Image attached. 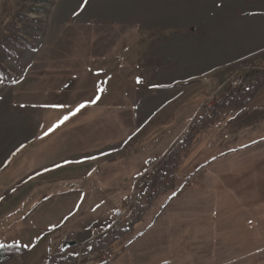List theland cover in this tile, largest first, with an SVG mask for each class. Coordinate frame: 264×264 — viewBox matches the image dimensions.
Here are the masks:
<instances>
[{"label":"rangeland","instance_id":"1","mask_svg":"<svg viewBox=\"0 0 264 264\" xmlns=\"http://www.w3.org/2000/svg\"><path fill=\"white\" fill-rule=\"evenodd\" d=\"M262 57L264 0H0V246L17 251L0 264H264V85L200 133L178 173L212 159L182 191L140 200L147 160ZM81 85L73 102L122 115L98 134L107 142L21 149L36 101L64 104L56 95ZM212 183L234 197L217 224L191 192Z\"/></svg>","mask_w":264,"mask_h":264},{"label":"crops","instance_id":"2","mask_svg":"<svg viewBox=\"0 0 264 264\" xmlns=\"http://www.w3.org/2000/svg\"><path fill=\"white\" fill-rule=\"evenodd\" d=\"M84 64H86V61H84L81 65H84ZM96 72L97 71H95V72L93 71L92 73H96ZM89 75H90V72H88V70L84 69V72L82 71L80 73V76H77L78 77L77 79L82 77V78H84V80H87L90 77ZM69 80H71V78ZM86 87L87 86L81 85L80 88H75V87L72 88L75 90L74 92L68 93V91H65V92H63L64 93L63 95L62 94L56 95V96H59L60 98H63L65 96L68 98V96H71L69 102L66 101L64 104H61V105L56 104L58 102H52V100H50V101L53 104H51L49 100H48L49 102L47 103L44 101V99L43 100L38 99V101H36L37 104H35L31 110L34 113V115H36L35 119L38 120V123L33 122V124L36 125L37 127H36V129H34L29 124L24 125L23 127L21 126L22 128H24L23 135H21V143L19 144V145H21V149H22V146L31 142V143H34L36 146L34 149L35 155H33V156L39 157L43 154L45 156V155L50 154V151L48 152V150H49L48 148H51L52 146L54 147L55 145H58L60 141L62 144L67 145L69 142H71L73 140L71 142L73 144H71V146H69L70 152L68 154L70 155V154L75 153V154L83 155V154H86V151L88 150V148L91 144L100 145V144L106 143L107 142L106 140L100 141V139L97 138L98 134L101 133L103 130H105L106 121H116L117 122V119H118L119 122H122V120H120V119H122V115L116 114V113H118L117 112L118 110H116L115 112L111 113V114H113L112 117H108V116H106L105 110L103 108H101L100 106L91 108L88 105V101H86V103H85L84 100H79L77 102H75V101L73 102L72 101L73 95L78 94V93H80V94L86 93V92H84ZM40 90L42 93L43 90L41 87H40ZM99 92H100V89L98 88L96 90V93L99 95ZM81 104H83L84 107L80 108L79 111H76V109ZM19 108H27V107L21 106ZM240 113L243 116V115H246L247 111H243ZM65 116L68 117L66 120H64ZM35 119H33V120H35ZM60 121H63V122L60 123ZM114 125H116V123ZM115 129H116V127L114 126L113 131H115ZM26 130H27V133H26ZM29 130H31V133L29 132ZM32 130H34V133H35V131H37L36 135H34L32 133ZM90 132H93V134H90ZM114 133H111L110 135H113ZM88 136H92V137L89 138L88 140H86V138ZM96 138H97V140H95ZM176 138L172 142L162 144V146H161L162 153L168 147H170V145L176 140ZM19 145H18V147H19ZM22 155L23 154H21V158L20 157L19 158L21 159L20 161L22 163L21 169H24L25 168L24 162L26 161L25 159H27V157L25 156V159H22ZM223 156L224 155H221L220 157H217V158L220 159ZM69 158H67V159H69ZM49 159H52V157H50ZM70 159H72V158H70ZM217 160L214 161V159H213V160H211V162L213 163V161L216 162ZM201 171L202 170L198 171L197 173L199 174V172H201ZM228 172L232 174L233 170L226 167L224 170L221 169V172L219 175L223 176V175H226ZM197 175H195V177ZM183 187H184V185L181 186V188H180L181 191H182ZM180 190L174 196H172L171 199H169L170 200L169 202H172L173 199L180 194ZM192 190L193 191H191V192L194 193L193 197H194L195 201L199 200L200 203L205 201V204L208 205L207 207L214 210L215 215L213 217L209 216L208 213L205 216L207 219H209V218L213 219V220L211 219V221H209L210 224H217V223H215V221H216L215 217L225 216L224 210L219 211V209L221 210V208H223V207L229 208V207L233 206L234 197L232 194L233 193L232 192V186L230 184L224 185V184H219V183H214V184L212 183V185H210L209 187L207 185H205L204 187L196 185V188H194ZM214 194L215 195L219 194L220 196H214ZM222 194H224V195L222 196ZM207 196H210L209 201L206 200ZM203 199H204V201H203ZM167 204H168V202H167Z\"/></svg>","mask_w":264,"mask_h":264},{"label":"trees","instance_id":"3","mask_svg":"<svg viewBox=\"0 0 264 264\" xmlns=\"http://www.w3.org/2000/svg\"><path fill=\"white\" fill-rule=\"evenodd\" d=\"M244 63L248 64V66L242 68L245 72L243 83L237 86L229 85L217 98L215 104L199 109L186 132L179 140L173 142L168 150L158 158L155 169L151 172L145 188L142 191L140 200L151 202L152 199L156 198L162 192H166L164 194L167 195H172L177 191L206 161L212 159L205 158L203 159L204 161L198 162L196 167L188 174L185 171L181 172V174L178 173L180 162L188 156L192 147L191 145L197 141L200 133L208 129L216 117L226 110L240 111L246 108H252V100L264 85V72L258 69L255 70L256 66H261L260 64L264 65V57L260 60L249 59ZM238 69L242 71L241 68ZM183 175H185V178L182 179ZM15 248L11 244L1 245L0 263L16 253Z\"/></svg>","mask_w":264,"mask_h":264},{"label":"built area","instance_id":"4","mask_svg":"<svg viewBox=\"0 0 264 264\" xmlns=\"http://www.w3.org/2000/svg\"><path fill=\"white\" fill-rule=\"evenodd\" d=\"M242 82H243L242 78H232L231 86H237L238 84H241ZM156 163H157V160L155 158L149 159L147 161V166H148L149 170H152L155 167ZM131 199H132V197H131ZM127 201H129V200H127Z\"/></svg>","mask_w":264,"mask_h":264},{"label":"snow or ice","instance_id":"5","mask_svg":"<svg viewBox=\"0 0 264 264\" xmlns=\"http://www.w3.org/2000/svg\"><path fill=\"white\" fill-rule=\"evenodd\" d=\"M85 3H87V0H85ZM82 107H84V105L83 104H81L77 109H76V111H79L80 110V108H82ZM74 114V113H73ZM68 117L67 116H65L64 117V120H66ZM63 121H60V123H62Z\"/></svg>","mask_w":264,"mask_h":264}]
</instances>
